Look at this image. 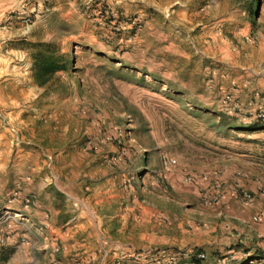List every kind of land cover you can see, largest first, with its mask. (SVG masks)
<instances>
[{"label": "rangeland", "instance_id": "374dc122", "mask_svg": "<svg viewBox=\"0 0 264 264\" xmlns=\"http://www.w3.org/2000/svg\"><path fill=\"white\" fill-rule=\"evenodd\" d=\"M54 1L0 0V148L59 180L55 261L92 247L93 264H264L263 221L234 228L183 179L246 153L264 184V0H104L120 32L97 0Z\"/></svg>", "mask_w": 264, "mask_h": 264}, {"label": "crops", "instance_id": "0c3cea01", "mask_svg": "<svg viewBox=\"0 0 264 264\" xmlns=\"http://www.w3.org/2000/svg\"><path fill=\"white\" fill-rule=\"evenodd\" d=\"M59 1H54L53 8L62 10ZM62 1L64 4L71 5L68 9L73 7V1ZM241 155H243L242 158L230 157L229 160L219 166L220 178L223 182V196L218 202L207 206L208 209L213 210L215 216L220 217L222 215L234 218L233 226L238 229H241V221H248L251 214H258L264 210V191L258 190L259 176L253 173V168L248 165L250 163L248 157L250 156L246 153ZM28 165L31 167L33 164L27 160L26 154L20 153L19 157L12 158L8 145L0 148L1 207L8 208L11 213L20 216L17 220H10L0 225V256L4 252L7 253L6 258L1 259L0 257V264H93L90 257H93L95 252L92 247L84 248L83 254L80 253L82 256L71 259V261L67 259L62 260V262L55 261L53 251L56 249L52 242L53 236L59 234L60 228L67 223L69 224L70 221L69 218L64 223L57 220L59 214L63 215V212H66L59 208L60 200L57 191L60 190L59 180L57 177L36 179V174L25 169L26 166L29 167ZM240 168L249 170V176H235L233 172L240 170ZM14 182L20 185L21 194H33L34 201L31 206L24 205L19 199L10 198ZM205 186H209V183H205ZM236 187H242L252 193V202L248 205L241 204L235 197L234 189ZM19 218L22 221H18ZM74 219L78 220L77 215ZM76 220L74 226L80 228L81 224H78ZM259 221H263L262 225H264V216ZM28 235L31 237L28 238ZM24 237H27L28 240L24 241ZM43 237L44 239H42ZM65 246L68 247L69 245ZM71 246L68 248L76 251L75 245ZM77 246L81 248L82 245Z\"/></svg>", "mask_w": 264, "mask_h": 264}, {"label": "built area", "instance_id": "2783aa9c", "mask_svg": "<svg viewBox=\"0 0 264 264\" xmlns=\"http://www.w3.org/2000/svg\"><path fill=\"white\" fill-rule=\"evenodd\" d=\"M42 3H45L48 0H41ZM90 0H88L89 2ZM97 6H98V11H97V19L99 20V22L104 23L105 21L110 22L113 24L114 29L117 32H120L122 30V24L120 22H115L114 19H116L114 16L112 15L111 11L109 10V8H107L105 6V1L104 0H97ZM113 16L114 19H112L111 17ZM129 20V25L131 27V32L128 35V39H132L133 37L137 36L139 30H140V21L138 18H133V19H128ZM24 21L26 23L30 22V17L26 16ZM258 117L262 120H264V113H260L258 115ZM176 163V160L174 158H168V157H164L162 159V166L164 168H168L172 165H174ZM242 173L240 171L236 172V176H241ZM244 176V174H243ZM183 179L184 182L187 183H194L198 186H200V189L204 190V188L206 189V187L204 186L203 188V184L205 183H209L210 189L205 190L204 193V197L206 199L207 202H212V203H216L218 202L222 196H223V185H222V181L220 178V175L218 172L216 171H204L198 175L193 174L191 172H185L183 174ZM258 190L260 191H264V185L260 184L258 186ZM235 191V197L244 202V203H249L253 200V195L252 193H250L249 191L243 189L242 187H236L234 189ZM31 202V199L29 197L25 198V203L29 204ZM264 216V210L260 211V213L253 215L252 219L254 221H259L260 218ZM12 217L11 212L9 211V209H4L1 213H0V223H3L4 221H6L8 218ZM185 255H189V256H197L200 260H205L206 259V255L204 252H199V253H195L194 250H188L186 251Z\"/></svg>", "mask_w": 264, "mask_h": 264}, {"label": "trees", "instance_id": "16d2710c", "mask_svg": "<svg viewBox=\"0 0 264 264\" xmlns=\"http://www.w3.org/2000/svg\"><path fill=\"white\" fill-rule=\"evenodd\" d=\"M39 47H47V44H39L38 45ZM45 62V61H44ZM42 64H45V63H42ZM42 66H44V65H42ZM41 70V69H40ZM39 75H37L38 76V78H41L39 81L41 82V83H43V82H45L46 81V78H43L42 76H44V74L45 73H43V71L41 72V73H38ZM6 255H7V253L6 252H4L0 257H1V259H4V258H6ZM256 256L258 257V258H264V251H258L257 253H256ZM195 261V262H199L200 261V259H198V258H193L192 259V261Z\"/></svg>", "mask_w": 264, "mask_h": 264}]
</instances>
